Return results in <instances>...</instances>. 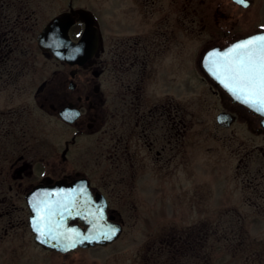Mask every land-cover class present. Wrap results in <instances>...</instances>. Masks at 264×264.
<instances>
[{"label":"flooded vegetation","instance_id":"obj_1","mask_svg":"<svg viewBox=\"0 0 264 264\" xmlns=\"http://www.w3.org/2000/svg\"><path fill=\"white\" fill-rule=\"evenodd\" d=\"M50 26H55V33L46 31ZM261 34L264 0H247V7L236 0H0V88L6 89L16 81L34 43L39 53L53 62L36 99L67 128L55 157L49 160L40 156L32 163L23 153L29 146L26 132L6 130L7 122L1 126L0 216L8 214L7 224L14 226L10 216L16 206L12 205L22 197L28 212L21 222L26 221L30 228L28 196L35 186L41 185V190L58 184L69 205L77 200L89 205L103 196L108 214L124 223L119 211L111 207L108 194L109 188L120 186L124 180L111 181L104 175L95 180V166L82 159L85 155L96 160L94 145L83 138L98 135V140H103L99 147L107 149V172L137 170L138 150L143 147L156 176L159 164H171L175 152L184 145L187 124L171 101L144 99L146 89L157 79L158 60L182 59V69L190 58L198 61L201 80L217 95L221 110L232 114V124L264 136V114L237 100L203 66L204 59L214 58L211 54L223 53ZM7 114L14 126L17 115ZM8 144L21 150L14 159L5 147ZM76 144L81 157L73 160ZM41 146L51 144L43 139ZM4 172H10V176ZM14 188L15 194L8 193ZM77 207L82 210L79 204ZM70 223L87 226L80 216ZM7 232L4 228V234ZM35 243L62 255L90 247L77 246L62 253Z\"/></svg>","mask_w":264,"mask_h":264},{"label":"rangeland","instance_id":"obj_2","mask_svg":"<svg viewBox=\"0 0 264 264\" xmlns=\"http://www.w3.org/2000/svg\"><path fill=\"white\" fill-rule=\"evenodd\" d=\"M29 48V57L16 81L6 89L0 88V113L13 112L18 117L13 126L11 115L1 114L0 130L7 122L6 130L26 132L29 146L23 153L35 163L40 156L49 160L55 157L67 128L36 99L53 62L42 56L34 43ZM157 62V79L146 89L144 99L171 101L187 124L184 145L175 152L171 164H159L156 176L143 147L138 150L139 169L107 172V149L99 147L103 140H98V135L83 138L94 145L96 160L85 155L82 159L95 166V180L103 175L111 181L124 180L120 186L112 183L115 185L108 191L111 207L119 211L124 222L120 237L110 244L67 255L47 251L35 243L27 222H21L28 212L21 197L14 205H5L16 206L10 216L14 226H8V214L0 216V264H143L149 246L180 233L201 232L198 236L202 240V229L207 234L205 250L210 263L264 264V136L249 133L241 124L224 127L218 123L216 117L222 106L208 83L201 80L198 61L186 60L184 69L182 59ZM43 139L51 146H41ZM5 147L11 159L21 153L12 145ZM71 154L73 160L80 159L77 144ZM4 173L10 176V172ZM13 181L10 179L15 186ZM4 184L8 188L5 180ZM4 228H8L6 234Z\"/></svg>","mask_w":264,"mask_h":264},{"label":"water","instance_id":"obj_3","mask_svg":"<svg viewBox=\"0 0 264 264\" xmlns=\"http://www.w3.org/2000/svg\"><path fill=\"white\" fill-rule=\"evenodd\" d=\"M54 27L55 26H50L46 31L55 33ZM46 31L43 32V35ZM211 60L212 59L209 60V65L206 63L207 61H205L206 69H208V73L214 79H217L210 70L212 67ZM217 120L221 125L229 126L233 119L229 113L220 112L217 116ZM40 186L41 185L35 186L27 199L31 212L30 226L35 234V240L38 243L48 248L66 252L78 245H106L113 242L122 233V223L112 220L111 218H113V216H109L110 219L108 218V204L105 199H103V201L97 200L90 202L91 204L89 205L86 202L81 204L82 202L77 200L78 203L77 201H72L69 205L65 200L64 194L59 191L58 184L39 190ZM78 204L82 207V210H77ZM34 205L36 207H34ZM37 208L39 211H37ZM76 216H80L85 223L88 224L86 229L70 223V220ZM33 221L38 222V226L46 233L51 230L50 234L41 236L38 239V233L33 229ZM112 228L117 230L115 235H113L111 239H106L103 233L108 232ZM51 236H56L57 239H51ZM72 243H75V247H69Z\"/></svg>","mask_w":264,"mask_h":264},{"label":"snow or ice","instance_id":"obj_4","mask_svg":"<svg viewBox=\"0 0 264 264\" xmlns=\"http://www.w3.org/2000/svg\"><path fill=\"white\" fill-rule=\"evenodd\" d=\"M236 3L247 7V0H236ZM211 55L214 58L211 60L210 70L220 83L237 100L264 114V35L250 36L223 53ZM33 229L38 233V239L49 235L51 231L46 233L36 221H33ZM116 231L112 228L103 233V236L111 239ZM51 239L57 237L51 236ZM69 247H75V243Z\"/></svg>","mask_w":264,"mask_h":264},{"label":"trees","instance_id":"obj_5","mask_svg":"<svg viewBox=\"0 0 264 264\" xmlns=\"http://www.w3.org/2000/svg\"><path fill=\"white\" fill-rule=\"evenodd\" d=\"M173 234L162 239L159 245H151L143 255V264H212L205 250L207 234Z\"/></svg>","mask_w":264,"mask_h":264}]
</instances>
